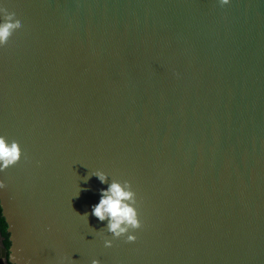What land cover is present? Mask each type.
Here are the masks:
<instances>
[{"label": "water", "instance_id": "water-1", "mask_svg": "<svg viewBox=\"0 0 264 264\" xmlns=\"http://www.w3.org/2000/svg\"><path fill=\"white\" fill-rule=\"evenodd\" d=\"M0 7L22 24L0 47L8 264H264V0ZM113 179L133 243L91 215Z\"/></svg>", "mask_w": 264, "mask_h": 264}, {"label": "clouds", "instance_id": "clouds-1", "mask_svg": "<svg viewBox=\"0 0 264 264\" xmlns=\"http://www.w3.org/2000/svg\"><path fill=\"white\" fill-rule=\"evenodd\" d=\"M230 0H219L221 6L229 4ZM0 47L7 44L13 33L22 27L21 21L15 19V13H9L6 8L0 7ZM22 157V150L17 141L9 142L4 136H0V172L17 164ZM90 176H96L102 184L108 183V176L104 172L97 171ZM89 177H86L87 180ZM6 184L0 180V190H4ZM79 194V193H78ZM78 196V195H77ZM80 215V214H79ZM88 213L83 214L88 219ZM91 215L99 221H107L106 229L116 239L126 237V242L133 243L137 237L131 232L142 227L137 210L136 193L129 181L123 183L113 179L107 189L100 190L98 204L92 206ZM105 247H111L112 241L105 240ZM92 264H99L93 260Z\"/></svg>", "mask_w": 264, "mask_h": 264}, {"label": "trees", "instance_id": "trees-1", "mask_svg": "<svg viewBox=\"0 0 264 264\" xmlns=\"http://www.w3.org/2000/svg\"><path fill=\"white\" fill-rule=\"evenodd\" d=\"M0 231L2 232L3 236L7 237L6 235V224H5V220L3 219L2 215H1V208H0ZM5 245L7 247H9L10 243L8 242V240L5 241ZM11 264V263H9Z\"/></svg>", "mask_w": 264, "mask_h": 264}, {"label": "crops", "instance_id": "crops-1", "mask_svg": "<svg viewBox=\"0 0 264 264\" xmlns=\"http://www.w3.org/2000/svg\"><path fill=\"white\" fill-rule=\"evenodd\" d=\"M6 241V240H5ZM4 241V244H5ZM2 238L0 237V264H8L7 260L3 256Z\"/></svg>", "mask_w": 264, "mask_h": 264}]
</instances>
